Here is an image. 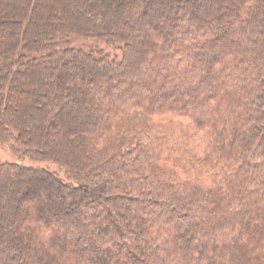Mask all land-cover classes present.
I'll list each match as a JSON object with an SVG mask.
<instances>
[{
  "label": "trees",
  "instance_id": "1",
  "mask_svg": "<svg viewBox=\"0 0 264 264\" xmlns=\"http://www.w3.org/2000/svg\"><path fill=\"white\" fill-rule=\"evenodd\" d=\"M0 101V264H264V0H0Z\"/></svg>",
  "mask_w": 264,
  "mask_h": 264
},
{
  "label": "rangeland",
  "instance_id": "2",
  "mask_svg": "<svg viewBox=\"0 0 264 264\" xmlns=\"http://www.w3.org/2000/svg\"><path fill=\"white\" fill-rule=\"evenodd\" d=\"M76 44H78V45H82V46H84L85 48L89 46L88 43L79 42V41H77ZM12 156H13V155L7 151V152H5L4 154H2V155L0 156V158H1V160H3V161H12V162H18V163L21 162V161H18L16 158L12 157ZM24 163L29 164L28 161H26V162H24ZM51 166H52V165H51Z\"/></svg>",
  "mask_w": 264,
  "mask_h": 264
},
{
  "label": "water",
  "instance_id": "3",
  "mask_svg": "<svg viewBox=\"0 0 264 264\" xmlns=\"http://www.w3.org/2000/svg\"><path fill=\"white\" fill-rule=\"evenodd\" d=\"M1 110H2V105H1V101H0V115H1Z\"/></svg>",
  "mask_w": 264,
  "mask_h": 264
}]
</instances>
